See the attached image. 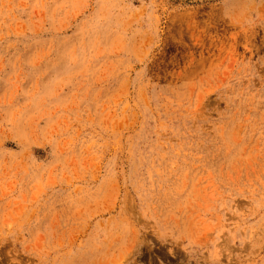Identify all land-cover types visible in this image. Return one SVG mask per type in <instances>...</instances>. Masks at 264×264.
Instances as JSON below:
<instances>
[{
	"label": "rangeland",
	"instance_id": "374dc122",
	"mask_svg": "<svg viewBox=\"0 0 264 264\" xmlns=\"http://www.w3.org/2000/svg\"><path fill=\"white\" fill-rule=\"evenodd\" d=\"M0 264H264V0H0Z\"/></svg>",
	"mask_w": 264,
	"mask_h": 264
}]
</instances>
